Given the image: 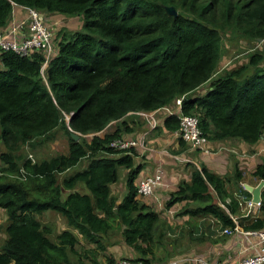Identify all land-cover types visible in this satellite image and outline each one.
Listing matches in <instances>:
<instances>
[{
	"label": "trees",
	"instance_id": "16d2710c",
	"mask_svg": "<svg viewBox=\"0 0 264 264\" xmlns=\"http://www.w3.org/2000/svg\"><path fill=\"white\" fill-rule=\"evenodd\" d=\"M13 5L79 15L81 24L59 32L55 53L44 64L40 50L0 49V209L7 216L0 264H74L68 254L75 255L80 240L64 228L52 241L37 219L47 209L59 212L86 243H94L76 264H98L96 250L103 248V235L114 221L123 243L137 252L131 258L148 264L160 214L137 196L135 178L142 163L135 161L134 148L108 143L131 130L135 112L171 104L178 96L179 111L196 115L207 139L238 137L252 143L263 135L261 55L252 53L245 64L213 73L221 30L264 39V0H0V27ZM164 5H172L176 14H167ZM200 86L203 91L194 93ZM177 122L174 113L163 118L169 130ZM57 128L67 138L65 153L36 161L15 155L21 145ZM82 158L85 165L58 184L55 174ZM117 167L126 170V177L116 201L109 185L117 179ZM251 174L264 180V162L256 163ZM76 182L87 191L74 189ZM225 182L199 164L188 181H178L168 192L164 206L189 200L195 205L184 214H210L231 227L229 215L238 206ZM258 209L260 216L243 227H264V186ZM113 262L106 257L104 264Z\"/></svg>",
	"mask_w": 264,
	"mask_h": 264
},
{
	"label": "crops",
	"instance_id": "0c3cea01",
	"mask_svg": "<svg viewBox=\"0 0 264 264\" xmlns=\"http://www.w3.org/2000/svg\"><path fill=\"white\" fill-rule=\"evenodd\" d=\"M48 13H50V15L56 14L53 12L39 13L41 20L46 23L48 22L43 19V17L48 16ZM23 14V6L13 5L7 22L0 27V30H7L11 22L21 18ZM79 21L80 17H77L76 21L73 22V25H78ZM201 86L196 88L194 93H201L204 87ZM134 114L137 116L130 118L133 119L134 122H130L129 120V127H131V130L124 134V137L142 139L144 145L149 147V149L145 151L136 148L134 149L135 161L142 163L141 170L135 178V183L136 180L143 175L151 174L158 163L161 164L162 169V183L154 188L152 194L140 197V201L148 204L152 209H155V201H161L163 207L168 192L175 187L177 180L188 181L191 170L194 167H198L199 164L204 165L206 169L210 171L224 176L226 179L225 188L231 191V195L234 197L239 196L240 198H250V194L243 184L254 186L260 180L251 174V170L256 163L264 162V153L262 152V150H264V135H261L252 143L243 141L238 137L207 139L206 146L209 151L204 152L201 149L189 148L186 142L175 137L172 130L164 128L163 118L166 113L163 111H155L152 113L141 111L135 112ZM126 119L128 120V117ZM0 148H3L2 143H0ZM82 189V192L87 191L84 186ZM177 203H173L171 206H164L162 210L165 212H163L162 215H159L161 221L158 225H160L161 228L158 225L157 226L159 227L160 233L165 236L164 229L162 228L163 223L167 227V232H171V239L165 241V245L161 247V250L164 248L166 250H171L173 248L172 243H186L188 252L229 263H233L241 257L258 251L257 237L254 234H245L244 228L246 227H243L252 219L260 216L258 206L248 207L246 213L242 212L240 207H237V210L234 213L237 215V221L241 230L229 234H221V227L215 228L218 233L211 232L210 227L214 223L220 222L210 214L196 217L193 215L187 216L188 213H183L174 217V219H172V217L169 219L167 216H171L172 212L175 213L177 210ZM186 220H188L189 224L193 226V229L196 228L195 232L198 235L188 236L187 232H183L179 235L180 227L186 226ZM168 221H170V223ZM175 226L178 227L174 229ZM68 229L71 228L68 227ZM260 229H264V227ZM70 231L75 233L73 230ZM118 242L119 243H102L103 248L96 250L97 253L95 258L97 263L100 262L104 264L106 257H112L115 261L119 257H134L137 255V252L133 251L129 246L123 243L122 239H119ZM192 243H198V246ZM85 247L94 249V243H86ZM152 254H154V247L152 248L151 255ZM178 254L173 256V258L166 260L168 264H186L181 261V258L187 254ZM162 260L158 262L157 260H154L153 264L166 262ZM172 260H175V263H171L170 261ZM84 261L88 262L87 259Z\"/></svg>",
	"mask_w": 264,
	"mask_h": 264
},
{
	"label": "rangeland",
	"instance_id": "374dc122",
	"mask_svg": "<svg viewBox=\"0 0 264 264\" xmlns=\"http://www.w3.org/2000/svg\"><path fill=\"white\" fill-rule=\"evenodd\" d=\"M53 13H56V14L50 15V13H48V16H45L44 14L45 17H43V19H45L48 23L44 21L43 23L50 30L51 35H52L53 45H54L55 41L60 36L59 32L64 33V32L71 31L72 28L74 29H76V27L79 28L81 24V20L79 21L78 25H73V22L76 21L77 17H80L79 15H64L62 13H58L55 11H53ZM252 53H259L261 55V60L259 64L264 66V39L261 41H259L258 39L250 40V39L243 37L238 31L221 30L220 31V57H219V60L217 61L213 75L220 73L222 70L234 68L238 65L245 64L248 61L249 55ZM108 125L106 129L107 131L111 130L112 128V125H109V126ZM132 139H137V138L132 137ZM38 141L40 142L35 143ZM3 149H4V146L2 149L0 148V151ZM66 150H67L66 135L61 131L60 128H57V129H54L48 136L37 137L31 141L26 142L25 144L21 145L14 153L18 157H27L28 155H30V158L36 161L37 159L48 158L53 155L65 153ZM98 154L100 155L102 153L99 152ZM85 163H86L85 158H82L79 160L78 163L71 166L70 168L57 172L55 174L57 183L61 184V180L63 177L73 173L76 169L83 167ZM117 174H118L117 179L109 185L110 195L114 196L115 198L114 200L116 201L119 200V198L125 191L124 182H125V177H126V170L122 167H117ZM80 183L81 182H76L73 188L82 191L83 186ZM64 192L65 191L62 189V193ZM176 205H177V210L175 211V213L172 212L171 216H167L169 219L170 217L174 219V217L180 214H183V210L186 207L193 206L195 205V203L189 200H182V201H178ZM159 212H160V215H162L163 212L165 211L164 210L161 211L159 209L158 213ZM37 219L39 220L41 225H44L45 227H47V229L49 230V232H47L48 234L47 236L52 241L55 240V235L62 228L64 227L68 228L61 214L51 209L44 210L43 212L38 214ZM160 221H161V218L159 217L156 226L159 224ZM168 222L170 223V221ZM6 223H7L6 213L4 212V210L0 209V243L3 241L4 236H5L4 226L6 225ZM185 223H186V226L180 225L181 227H180L179 235L182 234L183 232H187L188 236L198 235L195 232L196 228L193 229V226L189 224L188 220H186ZM158 226L160 227V225ZM158 226L154 230V237L156 240V242L153 245L154 254L148 255L149 257L148 262H147L148 264H153L154 260H157V262L162 259H163L162 261L169 260L178 253H180L178 255H183L185 253L189 255L191 253V252H188L186 243H172L173 248L171 250H166L165 248L161 250V247L165 245V241H169L171 239L170 238L171 232L170 231L167 232V227L163 223L162 228L164 229V235H165L163 236L160 233ZM177 227L178 226H175L174 229H176ZM219 227H222L220 223H214L210 227L211 232L218 233V231L215 230V228H219ZM69 230L75 231L74 229H69ZM75 233L77 234V237L79 238L80 241L75 244V251H76L75 255L73 252L68 254L69 261L74 264L77 263L76 261L77 256L83 255V251L87 249L85 247L86 242L83 240V238H81V235L78 234L77 232ZM221 234H224V233H221ZM119 239H121V236L119 233V224L117 221H114L112 223V227L103 235V242L104 243H119L118 242ZM166 244H169V243H166ZM192 244H196L198 246V243H192ZM191 254H196V253H191ZM83 258L84 257L81 258L82 261L87 259V258H84V259ZM208 259H211V258H208ZM114 263L115 261L113 262V264ZM98 264H102V263L98 262Z\"/></svg>",
	"mask_w": 264,
	"mask_h": 264
},
{
	"label": "built area",
	"instance_id": "2783aa9c",
	"mask_svg": "<svg viewBox=\"0 0 264 264\" xmlns=\"http://www.w3.org/2000/svg\"><path fill=\"white\" fill-rule=\"evenodd\" d=\"M0 49H10L20 54H26L33 50H40L44 56L43 64L46 59L55 52L50 30L43 23V20H41L39 11L31 7H24L23 16L17 20H13L7 30H0ZM181 98L182 96H178L171 104H165L154 110L145 112L152 113L155 111H163L166 114H176L178 120L177 127L172 130L175 137L181 138L187 143L189 148L201 149L204 152H208L209 149L206 146L207 137L202 133L198 125L197 116L179 111ZM108 144L114 148L120 149H128L130 147L140 149L141 151L149 149V147L144 145L141 139H132V137L114 138ZM262 152L264 153V150H262ZM28 157H30V155H28ZM161 170V164L158 163L151 174L143 175L136 181V193L138 198L152 194L154 188L162 183ZM235 199L237 201V206L240 207V210L244 213L248 211V207L259 205V203L252 202L250 198L235 196ZM154 208L157 211L159 209L162 210L164 205L162 207L161 201H155ZM229 216L232 221V226H222L220 229L221 233L228 234L241 230L237 221V215L234 213ZM244 233L254 234L257 237V252L241 257L233 263L208 259L199 254L183 256L181 261L186 264H264V229L244 228ZM170 262L175 263V260ZM114 264L146 263L140 258L119 257L115 260ZM161 264H168V262L166 261Z\"/></svg>",
	"mask_w": 264,
	"mask_h": 264
},
{
	"label": "water",
	"instance_id": "95a60500",
	"mask_svg": "<svg viewBox=\"0 0 264 264\" xmlns=\"http://www.w3.org/2000/svg\"><path fill=\"white\" fill-rule=\"evenodd\" d=\"M164 10L167 14H171V15L176 14V10L172 5H164ZM258 40L261 41L263 39L258 38ZM71 136L75 139L77 138L76 134L72 133ZM243 186L249 192L251 201L257 204L260 203V192H261V188L264 186V180L260 179L258 183L254 186L247 184H243Z\"/></svg>",
	"mask_w": 264,
	"mask_h": 264
},
{
	"label": "clouds",
	"instance_id": "9594fccd",
	"mask_svg": "<svg viewBox=\"0 0 264 264\" xmlns=\"http://www.w3.org/2000/svg\"><path fill=\"white\" fill-rule=\"evenodd\" d=\"M234 197V196H233ZM235 198V197H234Z\"/></svg>",
	"mask_w": 264,
	"mask_h": 264
}]
</instances>
